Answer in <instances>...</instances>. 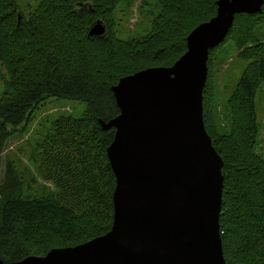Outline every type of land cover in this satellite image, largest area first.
<instances>
[{"label":"trees","instance_id":"trees-1","mask_svg":"<svg viewBox=\"0 0 264 264\" xmlns=\"http://www.w3.org/2000/svg\"><path fill=\"white\" fill-rule=\"evenodd\" d=\"M134 1L41 0L26 15L17 0H0V67L8 73L0 100V163L8 140L41 102L52 97L86 104L81 117L60 114L36 134L41 136L29 154L35 172L9 160L0 183L4 264L111 229L116 177L107 148L115 130H104L99 119L120 113L112 86L140 70L173 65L187 51L193 29L217 13V0H155L148 34L123 39L117 35L119 7ZM98 19L107 31L90 36ZM231 48L246 62L225 106L220 86L232 83L229 70L236 62L229 63L225 52ZM208 66L204 121L225 161L226 264H264V125L258 111L259 94L264 101V6L262 13L236 15L226 39L210 50Z\"/></svg>","mask_w":264,"mask_h":264},{"label":"water","instance_id":"water-1","mask_svg":"<svg viewBox=\"0 0 264 264\" xmlns=\"http://www.w3.org/2000/svg\"><path fill=\"white\" fill-rule=\"evenodd\" d=\"M216 4V15L193 29L187 51L173 65L140 70L112 86L120 113L99 119L104 130H115L107 148L116 177L111 229L11 264H226L225 161L204 121L208 60L236 15L261 13L264 0ZM106 31L98 19L89 34Z\"/></svg>","mask_w":264,"mask_h":264},{"label":"rangeland","instance_id":"rangeland-1","mask_svg":"<svg viewBox=\"0 0 264 264\" xmlns=\"http://www.w3.org/2000/svg\"><path fill=\"white\" fill-rule=\"evenodd\" d=\"M17 1L27 15L36 8L41 0ZM155 13V0H135L130 6L121 5L117 16L119 24L117 35L123 39L138 38L147 35ZM225 52L231 56L229 63L236 62L231 68V71L229 70V78L232 80V83H225L220 86V96L223 104L226 106L227 99L243 71V62L245 63L246 61L241 60L233 48ZM227 63L220 68V77L225 72ZM7 76L8 73L5 66L0 67V100L5 90V79H7ZM261 95H264V93ZM258 101V111L260 113L259 123L262 126L264 125V101L260 104V94ZM85 107L86 104L81 101L52 97L35 107L28 123L19 126L13 136L8 140L6 149L1 156L0 183L5 179L9 160L14 162L17 167H27L28 170L35 172V166L30 160L29 154L33 150L37 138L41 136H37L36 134L41 133V130L44 129V125L47 124L48 120L54 119L60 114L69 113L76 117H81L85 111ZM223 108L222 106L220 107V109ZM260 141V144H263V146L259 145V151L264 157V131L261 134Z\"/></svg>","mask_w":264,"mask_h":264}]
</instances>
